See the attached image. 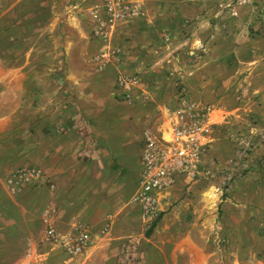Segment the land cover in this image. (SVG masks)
I'll list each match as a JSON object with an SVG mask.
<instances>
[{
	"label": "rangeland",
	"instance_id": "1",
	"mask_svg": "<svg viewBox=\"0 0 264 264\" xmlns=\"http://www.w3.org/2000/svg\"><path fill=\"white\" fill-rule=\"evenodd\" d=\"M98 1L101 5L102 0ZM38 2L39 5L31 6L30 12L20 14L18 20L11 21V38L0 37V50L10 48L8 52L0 53V59L11 66V69L8 68L11 75L23 77L17 84L11 78L9 87L0 85V264H9L11 258L22 251L20 240L27 234V230L22 227L27 221L34 222L31 234L38 249H45L47 243L52 247L53 243H57L65 251L59 241L47 234L49 229L60 235L66 234L59 233L52 226V223H57L56 215H60L58 219L63 222L76 216V223L70 231L72 233L83 228L90 231L89 225L81 222L85 219L82 199L86 202L89 199L79 195L81 191L77 189L78 186H84L85 183L98 192L102 184L115 185L113 172L104 168L103 161L100 166L96 165L100 171H106L100 177L89 175L88 182L77 180L66 184L60 179V185L55 173L50 179L46 176L47 169L44 171L41 165L47 158L56 157V137L61 135L55 132L56 122L66 120V116L75 108L78 97L81 104L77 111L87 125L93 126L96 131L103 126L114 130L108 133L103 151L98 150L97 156L119 157L122 156L120 153L128 156L132 150L124 148L121 149L124 152H121L119 147L121 134L118 128L124 113L122 105L124 102L130 105L144 103L148 95L135 97L130 94L129 98L121 97L116 80L120 76H131L138 77L141 83L150 84L159 71L169 72L162 68L155 72L151 65L149 69L145 66L149 73L145 68L139 71L135 68L137 61L141 62L140 66L155 62L161 65L172 60L182 63L189 58L198 61L204 55L202 50L210 44L224 47L228 54L232 53L239 60L254 61L258 57V50L264 48V0H146V5H143L146 15L136 24L133 22L132 33L133 28L126 21L133 19L131 17L138 18L136 11H140L141 6L116 3L119 6L115 8L120 11V16L106 15V20L97 21L83 17L76 21L71 19V12H66L72 5V0H68L63 10L69 15L54 21L50 19L48 4H42L46 0ZM106 7L104 5V9ZM111 17L116 20L111 21ZM112 27L114 30L109 47L110 36L106 31L110 32ZM129 32L134 34L130 38L126 37ZM82 39L85 42L78 47ZM131 39L136 42L132 47L134 53L131 54V48H128L127 54L120 51L122 44ZM190 51L194 53L189 54ZM255 51L257 54H254ZM126 55H132L135 63L126 61ZM122 63L127 64L124 69L110 68L111 65L120 66ZM169 80L156 81L159 98L167 105L178 99L180 88L187 91L182 78L175 76ZM110 81L112 100L108 101L106 89L109 86L105 82ZM58 83L62 85L58 86ZM93 97L96 99L91 100ZM89 110L100 112L102 116L98 113V116L88 117L85 112ZM57 112L61 113L56 116ZM83 114L87 117L84 118ZM111 136L115 140L108 142ZM143 138L138 146H142ZM249 147L240 149V158L246 160ZM70 155V152L66 154L68 157ZM204 167L210 172L209 175L212 174L210 179L215 183L216 191L220 192V203L228 196L233 181L245 174L241 170L237 171L233 163L225 166L217 160L204 163ZM66 169L71 174L72 171L78 173L79 168L70 162L63 168ZM31 170L39 171L40 176L27 180L26 172ZM101 190L106 191L107 188ZM101 195L95 199H109L111 203L120 200L118 196L107 195L105 198ZM89 204L99 212L103 210L102 202L91 200ZM217 211V227L208 229L207 244L201 246L209 254L208 264H264L263 230H260L261 233L256 231L260 235H255L252 229L238 230L224 226L220 223L221 208ZM78 219L80 221L77 222ZM7 222L13 223L7 227ZM171 247L166 246L164 253L159 256L151 252L149 264H188V256L185 253H173ZM65 253L69 254L67 251Z\"/></svg>",
	"mask_w": 264,
	"mask_h": 264
},
{
	"label": "crops",
	"instance_id": "2",
	"mask_svg": "<svg viewBox=\"0 0 264 264\" xmlns=\"http://www.w3.org/2000/svg\"><path fill=\"white\" fill-rule=\"evenodd\" d=\"M38 1L0 0V37L11 38V21L18 20L20 14L30 12L31 6L37 5ZM66 2L68 0H46L42 4L45 6L48 4L50 19L54 21L62 19L70 12L71 19L76 21L83 17L91 21L106 20V15L116 17L117 4L125 2V4L141 6L142 13L136 11L138 18L131 17L133 19L126 21L133 28L131 33L134 31L133 22L135 21L136 24L142 16L146 15V9L143 8L146 0H102L101 5L98 4L100 2L98 0H72L71 9L66 11L69 13H64ZM104 5L113 9L110 11L107 7L104 9ZM114 17H111V21L116 20ZM113 30L114 27L110 29V32L106 31L110 36L109 47H111ZM131 33L129 32V36L126 37L130 38L134 35ZM83 42H85L84 39L79 42L78 47H81ZM135 45L136 42L131 39L130 42L122 44L126 51L122 46L120 51L127 54L128 48H131L130 51L133 54L132 47ZM65 47L69 48V46ZM71 49L73 50L74 47ZM223 49L224 47L219 45H206L205 50H202L204 55L198 61L189 58L182 63L172 60L170 64L166 62L159 65V62H155L143 66H140L141 62L137 61L135 68L139 71L145 66L149 69L151 65L155 72L160 68L167 69L169 72L161 70L154 75V80L150 84L139 82L131 88L129 93L132 96L148 95L146 102L138 105L124 102L122 105L124 113L118 128L121 134L119 147L121 152H124L121 150L124 148L131 149L132 152L128 156H124L123 153H120L122 156L111 158L97 156L98 150L103 151V143L109 138L108 133H113L114 130L103 126L96 131L93 126L87 125L77 111L81 104L80 98H77L76 106L66 116V120L56 122L55 132L61 134L56 137L58 141L56 157L47 158L41 165L44 171L47 169L46 176L51 179L55 173L57 183L59 184L58 180L63 179L62 181L66 184L77 180L88 182L89 175L100 177L105 174L104 169L100 171L101 169L96 167L103 161L104 168L113 172L112 180L115 185L102 184L98 192L95 188L86 186L85 183L84 186H78L77 189L81 191L79 195H85L89 199L87 202L82 199L84 203L82 212L85 213L83 217L85 219L81 222L89 225L88 232L91 238L90 243L80 253L70 255L65 253L57 243H53L52 247L47 242L45 249L42 247L38 249L37 242L31 234L34 222L24 221L22 228L27 230V234L20 240L23 246L22 251L11 258L9 264H53V258L56 262L54 264H149L151 252L159 256L160 253H164L165 247L170 245L173 253H185L188 256V264H208L209 254L201 246L207 244L208 229L217 227L219 207L222 210L220 220L222 225L238 230L252 229L255 235H260L256 233L260 230H263L262 234L264 233V48L258 50V57H254V61L239 60L232 53L228 54L225 49L224 52ZM9 50V47L2 48L0 53ZM151 51L155 50L152 48ZM193 53V51L189 52V54ZM254 54H257L256 51ZM133 59L132 55H126V61L133 62ZM125 65L127 64L111 65L110 68L124 69ZM8 68L11 69V66L0 59L1 86H11V78L14 84L23 80L21 75H11ZM5 69L7 71H4ZM147 69L145 68V71L148 72ZM175 76L182 78L191 107L196 112H206L203 123L207 129L202 133V142L206 144L207 151L203 164L213 160L225 166L233 163L237 171L241 170L245 174L233 181L228 196H225L221 203L220 192L216 191L215 183L210 179L212 174L209 175L207 168H205L208 171L207 174L192 180L183 175L175 176L168 188L157 193L158 218L150 223L144 218L141 205L134 201L142 170V146L138 144L145 134L160 141L169 134L173 125L172 120L177 112H187V106L181 104L178 99L167 105L159 98L156 81L160 79L170 82L169 79ZM105 85L109 86L106 89L108 95L106 97L108 101H111V81L105 82ZM95 99L96 97H93L91 100ZM97 108L96 111H98ZM105 109L104 111L107 112L108 110ZM59 113L61 112H57L56 116ZM98 113L100 114L90 110L85 112L88 117L98 116ZM85 114H83L84 118L87 117ZM111 140L115 139L111 136L108 142ZM77 145L78 148H76ZM247 146H250L249 156L244 160L238 153L240 149H245ZM68 152L71 154L70 157L66 156ZM70 162L79 168L78 173L72 171L70 174L69 171L68 174L67 169L63 170ZM71 186L74 189L73 185ZM103 188L107 190L102 191ZM99 195L105 198L107 195L118 196L120 200L118 203H111L109 199L96 200L95 198ZM91 200L104 203L103 210L99 212L95 206H90ZM58 217L56 215L57 223H52V226L59 233L73 234L70 231L76 223L74 218L76 216L64 222ZM12 223L5 224L9 227ZM262 256L264 261V253Z\"/></svg>",
	"mask_w": 264,
	"mask_h": 264
},
{
	"label": "built area",
	"instance_id": "3",
	"mask_svg": "<svg viewBox=\"0 0 264 264\" xmlns=\"http://www.w3.org/2000/svg\"><path fill=\"white\" fill-rule=\"evenodd\" d=\"M109 9L113 8L109 7ZM120 14L118 11L117 15L120 16ZM138 83L139 78L131 76H120L116 80V86L121 91V97L124 98L130 97L129 91ZM178 101L185 104L188 110L177 112L172 120L173 125L169 134L160 141L149 134L144 135L142 170L134 201L141 205L143 216L150 223L158 218L157 193L168 188L175 176L183 175L192 180L208 173L203 164L207 146L202 142V133L207 129L203 123L206 112H196L191 107L184 88L179 90ZM39 176L40 172L36 170L26 172L27 180L36 179ZM47 234L59 241L69 254L80 253L91 241L86 229L64 235L49 229Z\"/></svg>",
	"mask_w": 264,
	"mask_h": 264
}]
</instances>
